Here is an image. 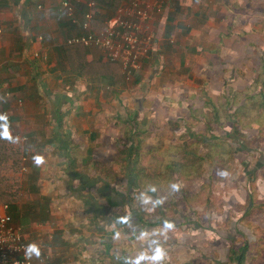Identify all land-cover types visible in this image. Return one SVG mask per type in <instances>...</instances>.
<instances>
[{
	"label": "crops",
	"instance_id": "obj_1",
	"mask_svg": "<svg viewBox=\"0 0 264 264\" xmlns=\"http://www.w3.org/2000/svg\"><path fill=\"white\" fill-rule=\"evenodd\" d=\"M62 1L0 0V110L8 112L0 114V136L13 137L22 154L18 169L7 162L3 170L18 194L16 208L7 211L37 245L34 259L46 256L40 264H125L146 244L140 233L153 226L131 193L140 179L151 184L152 178L135 169L173 165L168 159L185 156L182 138L205 133L188 124L211 123L212 99L230 84L241 87L233 74L248 66L233 56L241 57V40L248 39L243 24L252 32L257 23L244 12L250 0H168L140 78L111 85L70 71L60 48L80 29ZM67 1L79 23L94 0ZM118 6L96 4L92 28L102 29ZM165 22L174 30L163 38L167 48L158 42ZM85 48L88 62L107 63L99 49ZM47 55L49 65L41 62ZM142 206L149 213L157 204ZM158 213L160 229L168 220Z\"/></svg>",
	"mask_w": 264,
	"mask_h": 264
},
{
	"label": "rangeland",
	"instance_id": "obj_2",
	"mask_svg": "<svg viewBox=\"0 0 264 264\" xmlns=\"http://www.w3.org/2000/svg\"><path fill=\"white\" fill-rule=\"evenodd\" d=\"M167 3L163 0L160 5ZM244 5L246 15L254 16L257 24L252 32L243 24L240 33L248 39L241 40V57L235 53L233 59L248 66L251 73L247 69L236 72L233 75L241 87L230 84L212 99V126L207 121L190 120L189 127L205 133L182 138L179 145L185 146L184 157L183 152L178 153L177 160L168 159L174 163L167 168L135 169L138 176L152 178L151 184L140 179L131 193L137 198L145 224L153 225L146 244L136 251H151V234L159 230L154 226L159 209L173 223L163 237H155L166 250L161 264H236L229 250L243 241L248 243L243 264H264V0H250ZM163 10H154L152 26L164 16ZM169 10L167 16L171 15ZM166 22L158 42L167 48L163 38L174 30ZM28 56L27 61L32 59ZM50 61L48 55L41 59L45 65ZM25 75L31 81L30 73ZM138 77L135 72L125 81L132 85ZM173 183L178 185L176 190L171 188ZM142 192L151 197V203L162 201L153 206L152 213L144 211L145 203L139 200Z\"/></svg>",
	"mask_w": 264,
	"mask_h": 264
},
{
	"label": "built area",
	"instance_id": "obj_3",
	"mask_svg": "<svg viewBox=\"0 0 264 264\" xmlns=\"http://www.w3.org/2000/svg\"><path fill=\"white\" fill-rule=\"evenodd\" d=\"M160 3L163 0H128L118 6L102 29L94 30L91 26L96 7L94 1L87 4L88 9L78 23L74 6L63 0V13L80 29L79 33L67 37L65 43L96 47L107 62H116L124 79L129 80L141 69L142 62L150 57L155 46L157 30L152 28V22L154 10L160 11L163 7ZM5 94L8 96V92ZM0 114L8 116L3 109ZM7 208V204L0 203V264L44 262L46 256L38 261L33 256L30 260L25 258V248L31 242L22 234V227L13 223Z\"/></svg>",
	"mask_w": 264,
	"mask_h": 264
},
{
	"label": "trees",
	"instance_id": "obj_4",
	"mask_svg": "<svg viewBox=\"0 0 264 264\" xmlns=\"http://www.w3.org/2000/svg\"><path fill=\"white\" fill-rule=\"evenodd\" d=\"M121 0H94L103 8H116ZM61 52L70 67V71L77 75L91 74L97 78L104 79L111 85L123 84L124 77L116 62L103 63L98 60H86V48L81 44H62ZM14 138L0 136V203L7 204L10 209L16 208L18 200L16 184L8 181L3 174L5 164L10 163L13 170L20 167L22 154L12 146ZM248 251L247 241H243L238 248H230L231 260L236 264H243Z\"/></svg>",
	"mask_w": 264,
	"mask_h": 264
},
{
	"label": "clouds",
	"instance_id": "obj_5",
	"mask_svg": "<svg viewBox=\"0 0 264 264\" xmlns=\"http://www.w3.org/2000/svg\"><path fill=\"white\" fill-rule=\"evenodd\" d=\"M37 162H40V158L37 159ZM226 173H221V175H225ZM178 187L177 184H171V188L176 190ZM149 191H154V188H150ZM140 197L143 203H148L151 200V197L146 195L144 192L140 193ZM153 205L162 203L161 200L157 199L152 201ZM173 228V223L171 221H164L162 227L158 231H153L151 234L153 239L149 245L151 251H141L134 257L126 258L125 264H141V262H145V264H161L163 260L166 259V250L162 246V243L159 239L155 237L160 236L163 237L165 233ZM148 234L145 232L140 233V238L144 239ZM25 258L30 260L33 255L39 256V249L36 244L30 243L26 246L24 251Z\"/></svg>",
	"mask_w": 264,
	"mask_h": 264
},
{
	"label": "snow or ice",
	"instance_id": "obj_6",
	"mask_svg": "<svg viewBox=\"0 0 264 264\" xmlns=\"http://www.w3.org/2000/svg\"><path fill=\"white\" fill-rule=\"evenodd\" d=\"M37 159H39V158H37Z\"/></svg>",
	"mask_w": 264,
	"mask_h": 264
}]
</instances>
